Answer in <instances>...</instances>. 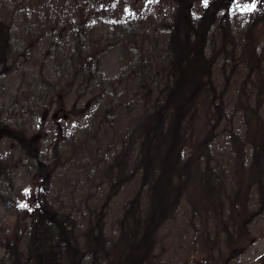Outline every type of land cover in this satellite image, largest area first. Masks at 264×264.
<instances>
[{"label": "rangeland", "instance_id": "374dc122", "mask_svg": "<svg viewBox=\"0 0 264 264\" xmlns=\"http://www.w3.org/2000/svg\"><path fill=\"white\" fill-rule=\"evenodd\" d=\"M206 17L182 193L145 232L160 156L143 150L176 112L139 71L164 77L171 30ZM52 218L95 264H264V0H0V247Z\"/></svg>", "mask_w": 264, "mask_h": 264}, {"label": "trees", "instance_id": "16d2710c", "mask_svg": "<svg viewBox=\"0 0 264 264\" xmlns=\"http://www.w3.org/2000/svg\"><path fill=\"white\" fill-rule=\"evenodd\" d=\"M214 11L213 9L208 17H213V14L215 15ZM208 17L199 23L195 29L189 22H186L185 25L177 23L173 30H171L168 43L166 44L170 62L166 66L164 77L159 74H164L163 71H158V75L160 76L156 80L150 72L153 69L149 68L146 71L147 69L142 68L139 71L137 87L139 93H144L142 94L143 96H146L147 92L150 93L151 91L145 92L149 89L147 87L152 89L156 82H162L163 79L167 78L165 80L167 82L166 90H168L167 97L172 102L169 105V109L173 113L174 111L176 112L174 114L176 122L172 121L170 127L162 130L160 135L155 134L153 148L150 149L151 144L147 148L144 146L145 150L143 152H149L150 157L154 155L157 159L160 156V164L156 169L159 171V176L153 186H151L152 191L150 192V196H152L151 200L156 203V208L159 209L158 212H155L154 216L146 221L145 232H149V229H153L154 231L160 221L165 216L171 214L177 206L182 193L180 179L183 177L182 171L185 170V165L181 160L185 154L186 146L184 140L187 138L186 134L188 131L186 132L185 127L182 128L183 120L181 117L186 113V108L190 107L194 100L196 101V105L187 119L189 123L192 122V119L199 111V108H197V96L198 99L200 94L204 96L209 84L210 65L203 59L205 52L201 44L210 35L207 32V27L211 24L209 21L206 22ZM211 17L210 19L212 20ZM251 38L252 36L245 37V39ZM247 50L253 55L256 48L255 46H251ZM128 106L129 103L126 104L127 108ZM118 107L123 108L121 103H118ZM120 112L122 115L123 110ZM114 120V117L107 118V121L110 123L114 122ZM252 143L255 144V142ZM252 152H255V158L248 166L256 169V162H258L259 157L256 154L257 150L254 149ZM239 162L243 166V161ZM165 178L167 179L166 182L164 181ZM173 178L178 180L177 185L173 184ZM252 182V177H249L247 187H250ZM256 191L262 192V189H257ZM171 192L172 194H170ZM156 208L154 204V209L156 210ZM251 219L246 220L242 218L239 219V222H236L239 233L246 232L243 223L244 221L246 224L251 223ZM62 220L60 218H52L50 222L45 220L42 223L40 222V226L34 227V230L30 232L31 234H26L25 238L13 240L11 243H9L11 240H6L5 244L0 247V264L1 262L5 264L4 262L8 257L10 260H8L7 264H95V255L98 254V249L96 247H90L89 249H86V247L80 248L79 246L81 245L78 244L76 238L69 235V228ZM47 232L49 236L42 237L43 233ZM91 239L93 238L89 237L86 245L92 246Z\"/></svg>", "mask_w": 264, "mask_h": 264}]
</instances>
